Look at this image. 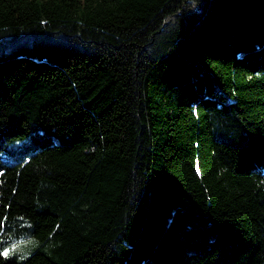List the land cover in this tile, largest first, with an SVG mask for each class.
I'll return each mask as SVG.
<instances>
[{
    "label": "trees",
    "instance_id": "trees-1",
    "mask_svg": "<svg viewBox=\"0 0 264 264\" xmlns=\"http://www.w3.org/2000/svg\"><path fill=\"white\" fill-rule=\"evenodd\" d=\"M0 264H264V0H0Z\"/></svg>",
    "mask_w": 264,
    "mask_h": 264
},
{
    "label": "rangeland",
    "instance_id": "rangeland-1",
    "mask_svg": "<svg viewBox=\"0 0 264 264\" xmlns=\"http://www.w3.org/2000/svg\"><path fill=\"white\" fill-rule=\"evenodd\" d=\"M34 244V241L32 239H22L12 245L10 250H16L20 251L25 248H29Z\"/></svg>",
    "mask_w": 264,
    "mask_h": 264
},
{
    "label": "snow or ice",
    "instance_id": "snow-or-ice-1",
    "mask_svg": "<svg viewBox=\"0 0 264 264\" xmlns=\"http://www.w3.org/2000/svg\"><path fill=\"white\" fill-rule=\"evenodd\" d=\"M5 254H7V253H5Z\"/></svg>",
    "mask_w": 264,
    "mask_h": 264
}]
</instances>
